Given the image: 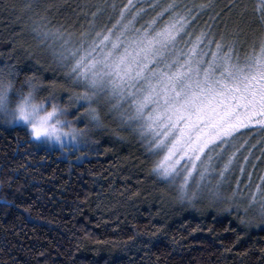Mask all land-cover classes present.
I'll return each instance as SVG.
<instances>
[{
    "label": "clouds",
    "instance_id": "9594fccd",
    "mask_svg": "<svg viewBox=\"0 0 264 264\" xmlns=\"http://www.w3.org/2000/svg\"><path fill=\"white\" fill-rule=\"evenodd\" d=\"M3 11L21 21L15 44L32 68L0 56V128H24L70 169L102 141L133 145L168 204L264 231V0H3ZM238 90L256 102L239 105ZM50 112L58 134L37 136ZM12 183L0 172V205L14 203Z\"/></svg>",
    "mask_w": 264,
    "mask_h": 264
},
{
    "label": "trees",
    "instance_id": "16d2710c",
    "mask_svg": "<svg viewBox=\"0 0 264 264\" xmlns=\"http://www.w3.org/2000/svg\"><path fill=\"white\" fill-rule=\"evenodd\" d=\"M17 21L14 13L0 12V56L13 47ZM121 154L73 156L80 162L70 169L24 128H0V172L11 176L5 191L14 201L0 205V260L30 264L39 253L51 264H200L205 257L218 264L224 252L230 264L264 261V231L168 204L141 166H128Z\"/></svg>",
    "mask_w": 264,
    "mask_h": 264
},
{
    "label": "rangeland",
    "instance_id": "374dc122",
    "mask_svg": "<svg viewBox=\"0 0 264 264\" xmlns=\"http://www.w3.org/2000/svg\"><path fill=\"white\" fill-rule=\"evenodd\" d=\"M20 23H21V21L19 20L11 26L12 28H15V26H17V31L15 30L17 37L19 36L20 31H21V29L18 27V25ZM10 53L13 54L14 58L17 59V61L20 63L21 69H23L25 67L28 69L32 68L30 58H28L25 55V53L23 52L22 49H18L16 47L15 41H14L12 49L9 50V54ZM39 144L41 146L51 148L44 143H39ZM118 150L121 151V153L123 152V155L121 154L120 157H122L123 161L126 162V164L128 166H130V164L132 165L133 168H137V167L141 166L140 165L141 155L135 146L129 145V144L118 143V142H115L111 139H108L106 141H102L101 144L99 145V147L97 148V150L94 153H92L91 156L96 155V154L100 153L101 151L112 152V151H118ZM73 158L80 160V154L77 153ZM137 160H138V162H137ZM136 162H137V164H136Z\"/></svg>",
    "mask_w": 264,
    "mask_h": 264
},
{
    "label": "snow or ice",
    "instance_id": "6c2138e0",
    "mask_svg": "<svg viewBox=\"0 0 264 264\" xmlns=\"http://www.w3.org/2000/svg\"><path fill=\"white\" fill-rule=\"evenodd\" d=\"M233 100L237 101L239 105H244L247 107L249 104H253L256 102V94L253 92L251 95L247 93V91H239L236 95L233 96ZM262 100H264V97H262ZM52 113H47L43 116H39L38 124H34L33 127L35 128L36 132L35 134L39 136L42 132L43 133H54L58 134V129L55 124H50L49 120L51 119Z\"/></svg>",
    "mask_w": 264,
    "mask_h": 264
}]
</instances>
